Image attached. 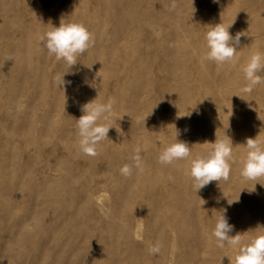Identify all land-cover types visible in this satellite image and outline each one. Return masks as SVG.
Returning a JSON list of instances; mask_svg holds the SVG:
<instances>
[{
  "label": "rangeland",
  "instance_id": "rangeland-1",
  "mask_svg": "<svg viewBox=\"0 0 264 264\" xmlns=\"http://www.w3.org/2000/svg\"><path fill=\"white\" fill-rule=\"evenodd\" d=\"M172 2L0 0V177L11 162L17 165L15 171L24 164L34 173L43 167L44 176L57 182L60 204L70 214L65 232L86 226L94 241L111 248L100 251L101 255L125 258L126 264H195L193 258L203 264H234L237 250L227 245L219 248L213 235L204 250L188 244L194 232L190 216L201 209L200 214L218 219L219 211L226 209L235 235L247 215L253 214L249 207L253 187L248 184L252 180H244L240 170L247 155L246 138L259 134L264 141V83L251 94H242L241 88L246 84L243 67L248 59L257 51L264 53V0H175L174 11L170 10ZM61 19L83 23L94 37L93 45L71 69L63 60L49 56L40 42ZM221 22L226 27L232 24V36L237 32L246 36L241 37L234 61L217 66L203 57L207 31ZM8 56L13 59L5 62ZM67 71L64 79L70 84L59 87L55 78ZM94 99L115 101L108 121L115 122V127L98 145L97 162L80 151L74 123L82 115V106ZM26 123L29 128L23 127ZM176 129L178 140L191 146V158L206 154L211 149L208 142L228 135L234 156L229 180L214 181L196 192L186 174L190 160L161 165L159 153L175 142ZM137 147L142 149V170L133 168L131 176L121 175L124 165H134ZM44 151L47 159L52 154L56 159L44 160L40 154ZM54 165L59 170L52 172ZM15 215L17 219L20 212ZM263 216L261 211V219L247 229L253 232L251 237L264 231ZM37 222L21 231L18 242L23 247L12 250L20 252L25 247L29 258L40 256L44 223ZM205 226L213 228L208 222ZM35 227L38 230H32ZM74 235L70 241L78 233ZM157 242L162 245L160 252L149 254V246ZM242 243H246L245 234Z\"/></svg>",
  "mask_w": 264,
  "mask_h": 264
},
{
  "label": "clouds",
  "instance_id": "clouds-1",
  "mask_svg": "<svg viewBox=\"0 0 264 264\" xmlns=\"http://www.w3.org/2000/svg\"><path fill=\"white\" fill-rule=\"evenodd\" d=\"M176 7V2L173 0L170 10L174 11ZM231 25L226 27L221 22L210 27L205 35L207 52L203 59L212 61L217 66L234 61L241 43V37L246 36V33L237 32L235 36H232L229 32ZM40 42L47 49L49 56H54L57 60H63L71 69L72 66L78 63L79 57L84 55L93 45L94 37L83 23L64 22L61 19L59 26H53L51 30L40 37ZM12 59L13 57L8 56L5 58V62L12 61ZM67 73L69 71L55 78L59 87L70 84V81L64 79ZM243 73L246 84L241 88V93L251 94L256 86L264 83V53L257 51L252 54L243 67ZM114 103L115 101L112 99L101 103L96 102L94 99L82 106V115L75 120L79 137V149L83 154L88 156L97 155V146L108 138L109 130L113 128L108 121L113 113ZM179 135L180 132L176 129L175 142L164 146L159 153L158 162L161 165H171L177 161L190 160V168L186 170V174L191 177L192 187L196 192L214 181L219 183L221 180H229L234 156L233 142L228 135L225 139L216 138L215 142H208L211 144V149L206 154L195 158H191L189 143L178 140ZM243 145L246 146L247 155L242 161L240 175L246 181H259L260 178L264 177V141L259 138L258 134L255 138H246ZM141 152V148L137 147L135 149V154L132 157L134 165H124L120 169L121 175L131 176L133 168L142 170L143 158ZM169 179H172V177H169ZM255 185L249 192L255 191ZM261 186L264 185L261 184ZM234 202H238V200L231 203L228 201L229 205ZM222 210L212 231L217 246L224 248L227 245L237 250L234 264H264V231L252 236L246 243H242V234L232 235L235 226L229 223L227 210ZM161 247L162 245L159 242L149 246V254H158Z\"/></svg>",
  "mask_w": 264,
  "mask_h": 264
},
{
  "label": "bare ground",
  "instance_id": "bare-ground-1",
  "mask_svg": "<svg viewBox=\"0 0 264 264\" xmlns=\"http://www.w3.org/2000/svg\"><path fill=\"white\" fill-rule=\"evenodd\" d=\"M31 4V3H30ZM18 10V9H17ZM36 10V9H35ZM86 10V9H85ZM11 39V38H10ZM111 41V40H110ZM6 54V53H5ZM30 65V64H29ZM6 67V66H5ZM30 69V68H29ZM26 72V71H25ZM53 72V71H52ZM76 72V71H75ZM24 73V72H23ZM3 75V74H2ZM6 76V75H5ZM8 77V76H7ZM32 77V75H31ZM30 77V78H31ZM21 78V77H20ZM28 79V77H27ZM52 79V78H51ZM2 81V80H1ZM6 81V79H5ZM49 82V81H48ZM116 82V81H115ZM124 82V81H123ZM50 83V82H49ZM125 83V82H124ZM52 85V84H51ZM109 88V86H108ZM51 89V87H50ZM48 90V89H47ZM23 91V90H22ZM112 91V90H111ZM123 91V90H122ZM2 92V91H1ZM126 92V91H125ZM104 93V92H103ZM110 93V92H109ZM111 94V93H110ZM25 97V96H24ZM57 98V97H56ZM107 98V97H106ZM24 99V98H23ZM18 101V100H17ZM22 101V100H21ZM23 102V101H22ZM40 103V102H39ZM42 103V102H41ZM16 104V103H15ZM22 104V103H21ZM37 104V102H36ZM121 104V103H120ZM141 104V103H140ZM170 104V103H169ZM40 105V104H39ZM43 105V104H42ZM44 106V105H43ZM170 106V105H169ZM168 106V107H169ZM23 107V106H22ZM21 107V108H22ZM36 107V106H35ZM135 107V106H134ZM17 108V107H16ZM115 108V107H114ZM140 108V107H139ZM180 108V107H179ZM149 109V108H148ZM33 111V110H32ZM64 111V110H63ZM59 112L65 113V112ZM35 112V111H34ZM134 112V111H133ZM39 113V112H38ZM41 114V113H39ZM82 113V112H81ZM140 113V112H139ZM170 113V112H169ZM66 114V113H65ZM138 114V113H137ZM62 116V115H60ZM65 116V115H63ZM67 116V115H66ZM149 116V115H148ZM20 117V116H19ZM33 117V116H32ZM51 117V116H50ZM74 117V116H73ZM15 118V117H14ZM17 118V117H16ZM30 118V117H29ZM29 118H27L29 120ZM38 118V116L36 117ZM35 118V119H36ZM53 118V117H51ZM65 117L64 119H66ZM22 119V116H21ZM55 119H57L55 117ZM62 119V118H61ZM120 119V118H119ZM136 119V118H135ZM162 119V118H161ZM39 120V119H37ZM36 120V121H37ZM48 120V119H47ZM58 119L57 121H59ZM63 120V119H62ZM137 120V119H136ZM40 121V120H39ZM54 121V120H53ZM56 121V120H55ZM56 121V122H57ZM159 121V120H158ZM30 122V121H29ZM55 122V123H56ZM64 122V121H63ZM66 122V120H65ZM74 122V121H73ZM114 122V121H110ZM148 122V120L146 121ZM152 122V121H151ZM40 123V122H39ZM76 124V122H74ZM74 123L71 124V126H75ZM115 123V122H114ZM113 123V124H114ZM117 123V122H116ZM161 123V122H160ZM33 124V122H32ZM36 124V123H35ZM48 124V123H47ZM61 124V123H60ZM112 124V125H113ZM140 124V123H139ZM138 124V125H139ZM27 125V128H29L28 124H24L23 127ZM31 125V123H30ZM66 125V124H65ZM141 125V124H140ZM34 125H32L33 127ZM46 127V125H43V127ZM51 126V125H50ZM54 126V125H53ZM62 126V124H61ZM60 126V127H61ZM64 126V125H63ZM63 126L60 128L62 129ZM137 126V125H136ZM47 127H49L47 125ZM52 127V126H51ZM115 127V125H114ZM113 127V128H114ZM58 128V129H59ZM73 128V127H72ZM31 129V127H30ZM59 129V130H60ZM75 129V128H73ZM116 129V128H115ZM1 130V129H0ZM6 130V129H5ZM34 130V129H33ZM48 132V128L45 129ZM70 130V129H69ZM65 131V128H64ZM149 131V130H148ZM35 132V131H34ZM66 132V131H65ZM72 132V131H71ZM74 132V130H73ZM72 132V133H73ZM2 133V132H1ZM68 133V132H67ZM75 133V132H74ZM77 133V132H76ZM114 133V132H113ZM47 134V133H45ZM62 134V133H61ZM64 134V133H63ZM111 134V133H110ZM109 134V135H110ZM120 134V133H119ZM4 135V134H3ZM73 135V134H72ZM70 135V136H72ZM113 135V134H111ZM118 135V134H117ZM123 135V134H122ZM1 136V135H0ZM6 136V134L4 135ZM3 136V137H4ZM61 136V135H60ZM139 136V135H138ZM63 135L60 137L62 139ZM76 137V136H75ZM121 137V136H120ZM31 138V137H30ZM140 138V137H139ZM17 139V138H16ZM114 139V138H113ZM122 139V138H121ZM7 139H5L6 141ZM59 140V138H58ZM66 139H64L65 141ZM29 141V140H28ZM106 141V140H105ZM121 141V140H120ZM31 142V140H30ZM122 142V141H121ZM61 144V142H59ZM127 143V142H126ZM14 144V141H13ZM16 145V144H14ZM19 145V144H18ZM16 145V146H18ZM24 145V143L22 144ZM21 145V146H22ZM26 144V148H27ZM31 145V144H30ZM146 145V144H145ZM144 145V146H145ZM67 147V146H66ZM98 147V146H97ZM132 147V146H131ZM7 148V146H6ZM16 148V147H15ZM18 148V147H17ZM16 148V149H17ZM23 148V147H22ZM55 148V147H54ZM53 148V149H54ZM99 148V147H98ZM15 149V150H16ZM25 149V148H24ZM31 149V148H30ZM57 149V148H56ZM55 149V150H56ZM21 150L22 149H18ZM17 150V152H19ZM26 150V149H25ZM49 150V149H48ZM47 150V151H48ZM52 150V149H51ZM54 150V151H55ZM66 150V149H65ZM41 151V150H40ZM60 150H58L59 152ZM67 151V150H66ZM240 151V150H239ZM30 152V151H29ZM38 153L37 151H34ZM50 154L52 153L49 151ZM61 152V151H60ZM27 153V152H24ZM33 154V152H30ZM47 152L44 151V153L40 152L42 156H44V160H48L50 157H53L55 155H49L47 159V155L45 156ZM56 153V151H55ZM54 153V154H55ZM62 153V152H61ZM127 153V152H126ZM13 154V153H12ZM20 154H23L21 152ZM48 154V153H47ZM64 153L63 155H65ZM14 155V154H13ZM18 155V154H17ZM15 155L14 157H17ZM27 155V154H26ZM30 155V154H28ZM24 156V155H23ZM41 156V157H42ZM67 154L65 155V157ZM100 156V155H99ZM238 156V155H237ZM31 157V156H30ZM27 156V158H30ZM46 157V158H45ZM58 157V156H57ZM64 156H62L63 158ZM64 157V158H65ZM25 158V156H24ZM40 159V156L38 157ZM43 158V157H42ZM41 158V159H42ZM55 158V157H53ZM52 158V159H53ZM59 158H61L59 156ZM67 158V157H66ZM86 158H88L86 156ZM92 158L95 159V156ZM12 158L10 162L13 160ZM26 159V158H25ZM31 159V158H30ZM27 159V160H30ZM33 159V158H32ZM40 159V160H41ZM51 159V158H50ZM51 159V160H52ZM56 159V158H55ZM104 158H102L103 161ZM78 160V159H77ZM80 160V159H79ZM85 160V159H84ZM96 160V161H95ZM94 162L99 161V159H95ZM107 160V159H106ZM22 161V160H21ZM54 164H55V160ZM52 161V163H53ZM101 161V159H100ZM16 162V161H15ZM36 162V161H35ZM57 162V160H56ZM83 162V161H82ZM85 162V161H84ZM86 162H88L86 160ZM109 162V161H107ZM14 163V162H13ZM17 163V162H16ZM15 163V164H16ZM71 163V162H70ZM76 163H78L76 161ZM238 163V162H237ZM20 164H23L22 162ZM37 164V162H36ZM39 165L41 164L38 163ZM43 164V163H42ZM48 164V163H46ZM51 164V163H50ZM93 164V163H92ZM101 164V163H100ZM111 164V163H110ZM239 164V163H238ZM34 165V164H33ZM45 165V164H44ZM41 165V166H44ZM52 165V164H51ZM50 165V166H51ZM79 164H76V166ZM91 165V164H90ZM241 165V164H240ZM17 166V165H15ZM14 166V167H15ZM32 166V165H31ZM48 166V165H47ZM54 165L51 168V170L57 171V169ZM58 166V165H57ZM69 166V165H68ZM80 166V165H79ZM78 166V167H79ZM106 166V164H105ZM109 166V164H108ZM13 164H9L6 168L5 171H3V175L0 177V264H126L127 261L126 259H120L118 257H111V255H101L100 251H109L110 249L108 246H104L103 244H98V242L94 241L91 238V233L89 229L85 227H77L76 229H72L71 232L69 233L70 230H66L65 232V227L67 224V220L69 221L70 214L66 213V209L62 207L61 203V190L57 187V182L54 180V178H48L44 176L43 173V167L39 168L38 165L36 166L39 168V170L34 173L31 171L29 164H24L20 165L17 169L18 171L16 172L14 170ZM59 167V166H58ZM77 167V168H78ZM91 167V166H90ZM110 167V166H109ZM165 167V165H164ZM16 168V167H15ZM32 168V167H31ZM45 168V166H44ZM49 168V167H48ZM73 168V167H72ZM80 168V167H79ZM85 167V171H88ZM95 169V167H92ZM234 168V167H233ZM238 168V167H237ZM35 169L36 168H32ZM46 169V168H45ZM56 169V170H54ZM93 169V170H94ZM240 169V168H239ZM238 169V170H239ZM48 170V169H47ZM50 170V169H49ZM50 170V171H51ZM77 170V169H76ZM79 172V169L77 170ZM84 171V170H83ZM96 172V169L94 170ZM33 172V173H31ZM61 172V168H60ZM82 171H80L81 173ZM58 173V172H57ZM237 174V173H236ZM85 175V173H84ZM96 175V173H95ZM110 175V174H109ZM50 176V175H49ZM231 176V175H230ZM95 177V176H94ZM263 180L260 181H250L248 184L250 187L254 188L255 185V191H253V194L249 196L250 202H249V207L250 209L253 210V214L247 215V217L244 219V226H242L239 230L240 234H245L246 235V242L248 241L249 238H251V234L253 235V232L248 233L247 229L249 228L250 225L253 224V222H258V219H261L260 217L258 218V215L260 214L261 211H264V177H262ZM58 180V179H57ZM191 181V180H190ZM92 182V181H91ZM96 183V182H95ZM161 184V183H160ZM213 184V183H212ZM102 185V184H101ZM218 186V185H217ZM134 187H136L134 185ZM246 187V185H245ZM219 190V189H218ZM63 191V190H62ZM217 191V190H216ZM64 193V192H63ZM82 194V193H81ZM80 194V195H81ZM169 194V193H167ZM249 195V194H248ZM247 195V196H248ZM82 196V195H81ZM68 197V196H67ZM75 197V196H74ZM77 198V197H76ZM79 199V198H77ZM99 199V198H98ZM72 200V199H71ZM94 200V199H93ZM204 200V199H203ZM220 200V199H219ZM79 201V200H77ZM211 201V200H210ZM252 201V202H251ZM161 202V201H160ZM208 202V201H207ZM138 203V201H137ZM92 204V201H91ZM211 204V203H210ZM236 204V203H235ZM69 205V204H68ZM75 205V204H74ZM73 205V206H74ZM58 206V207H57ZM202 206V205H201ZM75 207V206H74ZM209 207H212L210 205ZM211 209V208H210ZM122 211V210H121ZM201 211V209H200ZM199 211V212H200ZM16 212H20V216L16 219ZM133 212V211H132ZM196 210L194 213L191 214L190 219L192 221V224L194 226V232L190 234L188 244L189 245H197L204 250V247H207V244L210 240V236L212 235V229H214L215 221L217 219L213 215H208L206 212H203L200 214ZM124 214V213H123ZM219 214L221 215V212L219 211ZM120 215V214H119ZM217 214V218L219 216ZM257 216V217H256ZM76 217V216H75ZM264 217V216H263ZM138 218V217H137ZM234 220V219H233ZM42 221L44 223V226H42L40 235L42 237V243L40 244L39 248L41 251L38 252L40 255L39 257L35 259H31L28 257L27 254H25V247L22 249L20 252H16L15 249L12 250L11 247L14 248H22V244H20L19 239L21 238V235L24 231L27 225L34 224L36 222ZM171 221V220H170ZM38 222L36 225H38ZM211 223L213 228L211 227H206L205 223ZM239 222V221H238ZM40 223V222H39ZM140 223V222H139ZM41 224V223H40ZM12 225V226H11ZM40 227V225H39ZM67 228V227H66ZM38 230V227L32 228ZM93 229V228H92ZM30 230V229H29ZM31 231V230H30ZM37 232V231H36ZM74 233H78V236L70 241L72 237H74ZM39 234V231H38ZM19 243V244H18ZM12 245V246H11ZM107 245V244H106ZM21 246V247H20ZM107 251H106V250ZM216 249V248H215ZM52 250L51 253L46 254L47 251ZM201 250V251H202ZM202 253V252H201ZM205 253V252H203ZM108 254V253H107ZM119 254V252H118ZM200 254V253H199ZM131 255V254H130ZM204 255V254H203ZM207 255V254H205ZM140 257V256H139ZM208 257V256H207ZM127 258V257H126ZM140 259V258H139ZM205 259V257H204ZM203 259V260H204ZM207 259V258H206ZM230 259V258H229ZM145 261V260H144ZM143 261V262H144ZM205 261V260H204ZM140 262V261H139ZM192 262L195 264H203V262L198 261L197 259L193 258ZM141 264V263H140Z\"/></svg>",
  "mask_w": 264,
  "mask_h": 264
}]
</instances>
